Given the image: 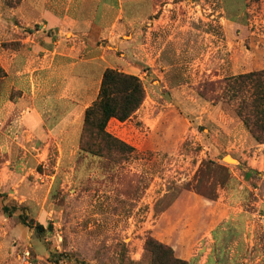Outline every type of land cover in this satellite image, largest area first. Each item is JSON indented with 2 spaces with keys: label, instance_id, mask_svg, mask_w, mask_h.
<instances>
[{
  "label": "rangeland",
  "instance_id": "1",
  "mask_svg": "<svg viewBox=\"0 0 264 264\" xmlns=\"http://www.w3.org/2000/svg\"><path fill=\"white\" fill-rule=\"evenodd\" d=\"M19 1L0 0V11ZM154 2L156 12L140 9L133 29L145 98L129 119L106 127L133 153L117 163L80 150L67 161L55 153L52 213L35 220L43 232L23 225L18 208L10 215L0 205V264H150L148 239L195 264L208 246L200 235L223 217L219 227L231 229L210 244V257L264 264V229L251 215L264 200V143L221 83L264 71V0ZM11 201L8 209L17 207ZM246 213L254 225L246 227Z\"/></svg>",
  "mask_w": 264,
  "mask_h": 264
},
{
  "label": "crops",
  "instance_id": "2",
  "mask_svg": "<svg viewBox=\"0 0 264 264\" xmlns=\"http://www.w3.org/2000/svg\"><path fill=\"white\" fill-rule=\"evenodd\" d=\"M155 7L154 0H20L2 7L0 205L16 200L33 219L49 218L60 167L53 156L67 161L78 151L84 111L96 100L106 68L136 75L142 57L133 29L139 28L140 9L154 14ZM257 205L260 214L246 213L242 220L249 227L250 214L256 216L264 229V200ZM227 219L200 235L208 246L199 247L204 252L195 264H218L210 244L228 234L229 225L219 227Z\"/></svg>",
  "mask_w": 264,
  "mask_h": 264
},
{
  "label": "trees",
  "instance_id": "3",
  "mask_svg": "<svg viewBox=\"0 0 264 264\" xmlns=\"http://www.w3.org/2000/svg\"><path fill=\"white\" fill-rule=\"evenodd\" d=\"M1 70V69H0ZM2 74V71H1ZM1 76V75H0ZM224 89L230 93L234 111L258 143H264V71L224 77L221 81ZM145 90L141 80L135 74L115 68H106L103 72L96 100L84 111L83 126L78 150L99 157H105L117 163V156L133 153L134 147L107 131L108 122L114 118L126 121L141 106ZM6 199V197H5ZM13 209L3 204V211L12 214L18 208L21 223L33 228L38 234L43 232L42 224L35 222L26 213V207L11 201ZM21 209H24L22 212ZM146 250L150 254V264H189L181 259L173 247L154 239H148Z\"/></svg>",
  "mask_w": 264,
  "mask_h": 264
},
{
  "label": "bare ground",
  "instance_id": "4",
  "mask_svg": "<svg viewBox=\"0 0 264 264\" xmlns=\"http://www.w3.org/2000/svg\"><path fill=\"white\" fill-rule=\"evenodd\" d=\"M225 159H226L227 161H230V160H231V157H230V156H227Z\"/></svg>",
  "mask_w": 264,
  "mask_h": 264
},
{
  "label": "water",
  "instance_id": "5",
  "mask_svg": "<svg viewBox=\"0 0 264 264\" xmlns=\"http://www.w3.org/2000/svg\"><path fill=\"white\" fill-rule=\"evenodd\" d=\"M228 156V155H227ZM226 157V156H225ZM225 157H224V160H225Z\"/></svg>",
  "mask_w": 264,
  "mask_h": 264
},
{
  "label": "built area",
  "instance_id": "6",
  "mask_svg": "<svg viewBox=\"0 0 264 264\" xmlns=\"http://www.w3.org/2000/svg\"><path fill=\"white\" fill-rule=\"evenodd\" d=\"M26 254H28V252Z\"/></svg>",
  "mask_w": 264,
  "mask_h": 264
}]
</instances>
